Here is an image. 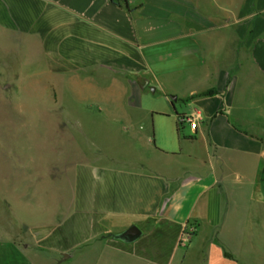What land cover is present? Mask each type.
<instances>
[{
	"label": "crops",
	"instance_id": "obj_1",
	"mask_svg": "<svg viewBox=\"0 0 264 264\" xmlns=\"http://www.w3.org/2000/svg\"><path fill=\"white\" fill-rule=\"evenodd\" d=\"M13 46L132 155L61 165L0 264H264V0H0Z\"/></svg>",
	"mask_w": 264,
	"mask_h": 264
},
{
	"label": "rangeland",
	"instance_id": "obj_2",
	"mask_svg": "<svg viewBox=\"0 0 264 264\" xmlns=\"http://www.w3.org/2000/svg\"><path fill=\"white\" fill-rule=\"evenodd\" d=\"M11 49L0 61V241H23V220L46 221L57 194L68 188V181L57 177L61 165L98 153L96 146L118 156L132 154L69 92L56 100L41 69L23 59V47ZM168 86L181 91L177 84ZM175 105L180 109L186 103Z\"/></svg>",
	"mask_w": 264,
	"mask_h": 264
},
{
	"label": "water",
	"instance_id": "obj_3",
	"mask_svg": "<svg viewBox=\"0 0 264 264\" xmlns=\"http://www.w3.org/2000/svg\"><path fill=\"white\" fill-rule=\"evenodd\" d=\"M171 98L175 99V96H171ZM140 234V230L135 225H131L113 236L119 240L130 242L136 240Z\"/></svg>",
	"mask_w": 264,
	"mask_h": 264
},
{
	"label": "built area",
	"instance_id": "obj_4",
	"mask_svg": "<svg viewBox=\"0 0 264 264\" xmlns=\"http://www.w3.org/2000/svg\"><path fill=\"white\" fill-rule=\"evenodd\" d=\"M180 121L189 123L190 127L194 129L196 127L197 118L193 115L183 116L180 118Z\"/></svg>",
	"mask_w": 264,
	"mask_h": 264
},
{
	"label": "trees",
	"instance_id": "obj_5",
	"mask_svg": "<svg viewBox=\"0 0 264 264\" xmlns=\"http://www.w3.org/2000/svg\"><path fill=\"white\" fill-rule=\"evenodd\" d=\"M205 94H211V91L209 90V91H207Z\"/></svg>",
	"mask_w": 264,
	"mask_h": 264
}]
</instances>
